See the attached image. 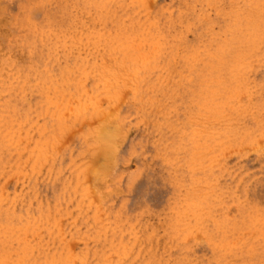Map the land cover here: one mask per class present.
I'll return each instance as SVG.
<instances>
[{
	"label": "rangeland",
	"instance_id": "374dc122",
	"mask_svg": "<svg viewBox=\"0 0 264 264\" xmlns=\"http://www.w3.org/2000/svg\"><path fill=\"white\" fill-rule=\"evenodd\" d=\"M0 264H264V0H0Z\"/></svg>",
	"mask_w": 264,
	"mask_h": 264
},
{
	"label": "bare ground",
	"instance_id": "6f19581e",
	"mask_svg": "<svg viewBox=\"0 0 264 264\" xmlns=\"http://www.w3.org/2000/svg\"><path fill=\"white\" fill-rule=\"evenodd\" d=\"M114 131H115V130H114ZM107 133H108V132H107ZM104 134H105V133H104ZM102 135H103V134H102ZM106 135H107V136H110L109 134H106ZM112 137H113V136H112ZM101 143H102V142H101ZM109 145H110V144H109ZM110 153H111V152H110ZM110 153H109V154H110Z\"/></svg>",
	"mask_w": 264,
	"mask_h": 264
}]
</instances>
